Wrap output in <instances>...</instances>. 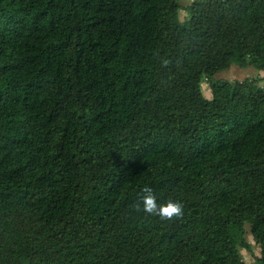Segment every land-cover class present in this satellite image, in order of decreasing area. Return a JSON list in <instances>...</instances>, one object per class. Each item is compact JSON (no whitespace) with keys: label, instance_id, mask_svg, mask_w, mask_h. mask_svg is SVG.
I'll return each instance as SVG.
<instances>
[{"label":"trees","instance_id":"1","mask_svg":"<svg viewBox=\"0 0 264 264\" xmlns=\"http://www.w3.org/2000/svg\"><path fill=\"white\" fill-rule=\"evenodd\" d=\"M232 65L264 72V0H0V264H246V225L264 264V86Z\"/></svg>","mask_w":264,"mask_h":264},{"label":"rangeland","instance_id":"2","mask_svg":"<svg viewBox=\"0 0 264 264\" xmlns=\"http://www.w3.org/2000/svg\"><path fill=\"white\" fill-rule=\"evenodd\" d=\"M193 0H178L181 8L191 3ZM179 19L181 22L187 19V13L184 10H179ZM246 79H252L257 81V85L264 86V72L258 71L253 66L238 67L230 66L229 68L220 71L212 76L211 80L216 83H221L224 81H239L242 82ZM202 93L206 98H210V88L209 83L206 79H203L202 83ZM246 239L252 245V253H248L241 250L242 259L246 264H255L254 257L259 255V248L252 241L251 235L248 233V226L246 225Z\"/></svg>","mask_w":264,"mask_h":264},{"label":"clouds","instance_id":"3","mask_svg":"<svg viewBox=\"0 0 264 264\" xmlns=\"http://www.w3.org/2000/svg\"><path fill=\"white\" fill-rule=\"evenodd\" d=\"M142 191L145 193L142 197V207L141 204L133 205L137 212L142 211L149 216H156L165 221L179 219L183 216L184 206L181 202L169 200L160 204L157 202V198L153 194L151 187L145 186Z\"/></svg>","mask_w":264,"mask_h":264}]
</instances>
